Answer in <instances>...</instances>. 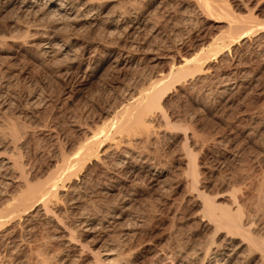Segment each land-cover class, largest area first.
I'll list each match as a JSON object with an SVG mask.
<instances>
[{
    "label": "rangeland",
    "instance_id": "rangeland-1",
    "mask_svg": "<svg viewBox=\"0 0 264 264\" xmlns=\"http://www.w3.org/2000/svg\"><path fill=\"white\" fill-rule=\"evenodd\" d=\"M21 1L0 0V159L18 147L33 181L44 179L60 149L76 147L86 129L127 102L125 96L168 73L173 56L178 62L207 48L227 29L225 22L206 19L193 0H80L67 23H53L46 9L34 13ZM230 1L236 14L251 11L264 21V0ZM219 57L162 100L169 119L187 130L166 127L156 110L155 135L137 143L164 166L161 181L142 173L133 188L113 190L106 176L92 181L53 205L51 216L18 220L15 236L25 239L17 249L0 246L4 262L35 264L43 253L46 264H91L95 252L116 247V264H205L200 249L212 240L223 245L228 236L209 222L191 186L190 150L200 191L233 212L239 208L242 223L253 221L255 238L264 239V33ZM18 187L12 182L9 189L17 194ZM80 212L91 217L90 231L79 226ZM73 227L80 240L70 243ZM235 235L238 261L258 264L257 251L249 252L247 240ZM8 248L17 250L15 258Z\"/></svg>",
    "mask_w": 264,
    "mask_h": 264
},
{
    "label": "bare ground",
    "instance_id": "bare-ground-1",
    "mask_svg": "<svg viewBox=\"0 0 264 264\" xmlns=\"http://www.w3.org/2000/svg\"><path fill=\"white\" fill-rule=\"evenodd\" d=\"M79 1L80 0H22L20 5L35 11L34 13L42 12L43 14V10L46 9L44 14L50 18L49 21L52 19L51 21L53 23H60V21L67 23V21L74 19V17L72 19V15H74L73 9L77 6ZM84 1V3L89 4L91 2L90 0ZM193 1V4H195L196 8H199V11L204 14L206 19L227 23V29L224 28L226 29V35L222 36L221 34V37L215 39L213 37V39L209 41V44L207 42V48L202 45V47L199 49L197 48L198 50L192 55L182 56L178 62L175 61L176 59L173 56V61L171 60L172 64L168 73H163L164 75H160L161 77L150 81L149 84L142 88L137 94L131 93L130 96L128 95L129 97L125 96V99L129 98L127 102L120 103L115 110H112V113H107L102 119V122L96 125L95 129H91L92 127L86 129L84 135L82 134L83 138L77 145L75 144L76 147L72 145V149H70L71 147L69 148V151L72 150L71 152L67 151L68 153H65V149L61 148L59 154H56L57 156L54 157L55 163L50 167L44 179L39 178L35 181L31 180L30 176H28L29 174H26L24 161L20 158L21 153L18 152L19 148L16 146H13V152L10 154L11 156L6 157V161L3 158L0 159V174L2 175V173H5L7 175L6 178L4 174L5 178L0 182V232H2V234L0 233V246H5L6 248V246L12 244L13 247L11 246V248L15 247L14 249H17L19 244H22L25 239L23 238L25 236L24 234V236L22 234L15 236V233H17L16 223L18 224V220L24 219V223H29L32 222L34 218L42 217L43 215L47 216L50 214L51 216V214L54 213L53 211H55L54 209L52 210V208H54L53 205L62 203L65 197L68 195L70 196L69 193L72 194V192L81 188L82 190H86L87 185L89 183L91 184L92 181L95 183L101 182L103 176L108 177L107 182L110 183L109 189L111 190L118 185L133 188L136 183L138 184L139 182H135V179H138V176L142 175V173H144L145 177L147 176V179L149 178L151 182H159L162 180L164 166L162 167L159 162H156L149 153H144V151L139 150L141 148L139 147L138 149L137 143L140 139H145V142L147 141V143H149L151 138L155 135L157 119L155 117L157 115L155 116L154 112H156V110L162 112L165 126L167 124L168 126L170 125L172 127L187 130V126L172 122L166 115L162 106V100L166 94L172 87L180 85L188 78L204 75L209 68V62L217 57L220 58L219 56H222L224 52L231 49L236 43L252 35L264 33L263 20L261 22L259 20L257 21L256 16H254L251 11H247V14H236L234 10L236 7L230 0ZM47 5L48 7L44 8ZM191 6L193 7L192 3ZM193 9L195 10V7ZM26 12L28 13V11ZM48 47L49 46H45V48ZM11 142L14 141L11 140ZM9 145H11V143H9ZM16 150H18L17 152L20 156H18V154L16 155ZM187 153L189 157L187 167L190 183L197 197L199 196V198L201 197L200 199H203V203L201 204L204 206L206 212L205 216L209 218V222L215 224L214 227H217V230L218 228L225 229V231H227L226 236H228V241L223 245L212 240L204 248H201L198 260L203 263L206 261L205 264H242L238 261L240 255L238 254L237 248L231 245L232 242L237 239L235 234H238L247 240L246 248L249 252L252 250L257 251L258 264H264V239L255 238L253 231L254 225L252 226L254 222L250 220L245 224L242 223L238 210L239 208H237L236 212H233L231 208H226L217 204L215 199L200 191L197 186L199 174L197 173L196 157L192 155L191 150ZM17 181L19 186L18 192L17 194L14 193V195L11 193L9 187L12 182ZM124 181L129 182V185H125ZM261 193L262 195L260 196H263V202L260 206L261 210H259L262 220H264V190ZM83 215L84 213L80 212L79 217H81V221L79 222L81 224L79 226H82L81 228L83 231H90L89 219L91 217L89 218V215H85L86 217ZM98 227L104 229L102 225ZM74 228L75 227L72 228L71 232H68V241L70 243H73L74 240H80V234L76 233L77 230ZM3 240L5 242H3ZM241 242L243 244L245 243L244 241ZM83 247L84 244L81 246V249H83ZM10 249L8 248V250H5L9 251ZM14 249H12V251L10 250L11 252L9 251V257L11 254H17V250L14 251ZM42 254L37 253L35 264L47 263L45 262L46 259L42 258L44 256H42ZM118 256H120V254H118V248L116 247L101 249L95 252V257L91 261V264H116L115 259ZM5 258V252L2 253L0 251V264L12 263L9 261V263L7 261L4 262ZM6 259H8V256ZM12 260L14 259L12 258ZM17 263L19 264L20 262L18 261ZM185 264H189V262Z\"/></svg>",
    "mask_w": 264,
    "mask_h": 264
}]
</instances>
